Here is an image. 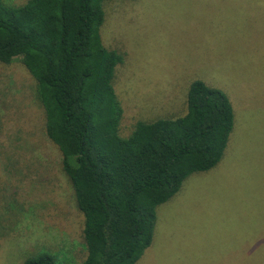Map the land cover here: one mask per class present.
<instances>
[{"label":"rangeland","instance_id":"rangeland-1","mask_svg":"<svg viewBox=\"0 0 264 264\" xmlns=\"http://www.w3.org/2000/svg\"><path fill=\"white\" fill-rule=\"evenodd\" d=\"M104 10L102 41L124 56L114 77L121 136L184 114L195 80L223 90L235 111L221 162L158 207L136 264H264V0H106ZM44 123L26 66L0 62V264L44 248L71 264L87 256L84 217Z\"/></svg>","mask_w":264,"mask_h":264},{"label":"trees","instance_id":"trees-1","mask_svg":"<svg viewBox=\"0 0 264 264\" xmlns=\"http://www.w3.org/2000/svg\"><path fill=\"white\" fill-rule=\"evenodd\" d=\"M105 1L0 0V62L20 60L36 80L45 134L84 217L82 264H136L153 243L158 207L221 162L235 111L223 90L195 80L184 114L121 136L114 77L124 56L102 41ZM66 262L44 248L24 264Z\"/></svg>","mask_w":264,"mask_h":264}]
</instances>
